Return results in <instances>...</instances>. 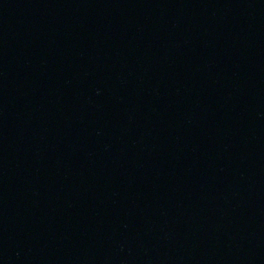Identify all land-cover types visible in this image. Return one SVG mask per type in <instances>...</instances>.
Wrapping results in <instances>:
<instances>
[{"label":"water","instance_id":"95a60500","mask_svg":"<svg viewBox=\"0 0 264 264\" xmlns=\"http://www.w3.org/2000/svg\"><path fill=\"white\" fill-rule=\"evenodd\" d=\"M0 264H264V0H0Z\"/></svg>","mask_w":264,"mask_h":264}]
</instances>
